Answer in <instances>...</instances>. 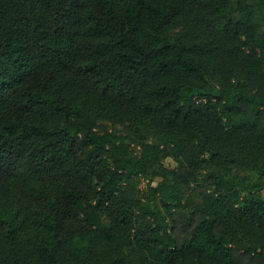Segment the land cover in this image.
<instances>
[{
	"label": "trees",
	"instance_id": "16d2710c",
	"mask_svg": "<svg viewBox=\"0 0 264 264\" xmlns=\"http://www.w3.org/2000/svg\"><path fill=\"white\" fill-rule=\"evenodd\" d=\"M262 191L264 0H0V264H264Z\"/></svg>",
	"mask_w": 264,
	"mask_h": 264
},
{
	"label": "rangeland",
	"instance_id": "374dc122",
	"mask_svg": "<svg viewBox=\"0 0 264 264\" xmlns=\"http://www.w3.org/2000/svg\"><path fill=\"white\" fill-rule=\"evenodd\" d=\"M165 162H166L167 164H171V165L174 164L170 159H166ZM139 185H140L141 188H145V181H142ZM261 195H262V197L264 198V191H262Z\"/></svg>",
	"mask_w": 264,
	"mask_h": 264
}]
</instances>
